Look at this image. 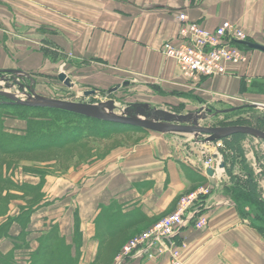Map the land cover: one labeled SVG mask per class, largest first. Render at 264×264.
I'll list each match as a JSON object with an SVG mask.
<instances>
[{
	"label": "crops",
	"instance_id": "obj_1",
	"mask_svg": "<svg viewBox=\"0 0 264 264\" xmlns=\"http://www.w3.org/2000/svg\"><path fill=\"white\" fill-rule=\"evenodd\" d=\"M4 1L0 0V16ZM107 2L112 6L100 15L110 17L104 27L100 22L91 24L86 32V49L105 58L112 71L131 78L146 90H157L158 96L177 106L180 112H174L178 114L210 109L223 115L246 108L264 114L261 107L264 106V52L253 49L247 63L229 65L226 74L204 77L192 84L181 75L175 60L161 52L165 41H177L179 12H185L190 20L209 29L224 20L232 21L253 42L264 45V0ZM111 18L114 21H109ZM4 125L9 131L20 132L26 121L5 117ZM141 136L123 149L112 150L106 157L71 166L59 174L28 175L23 165L29 164L23 162L10 169L15 182L40 187L41 200L33 207L25 227V241L31 249L37 247L39 236L56 225L59 236L72 245L74 255L77 221L81 233L77 264H95L101 231L107 226L115 227L110 221H102L103 214L118 215L119 223L124 224L122 227L140 230L135 232L137 235L176 210L182 195L203 185L196 175L190 176L191 170L204 173L201 160L212 157L216 163L223 158V151L218 149L223 148L222 139L210 148L196 144V155H186L183 147L165 134L147 132ZM205 149L210 157H204ZM213 169V178L222 175L218 167ZM205 177V186H209L213 178ZM23 205L25 200L12 197L8 212L0 217V222L8 216H17ZM204 212L207 224L203 228L188 225L177 238L182 264H264V230L242 217L229 195L219 188L211 189L204 197ZM21 231L22 226L13 221L8 235L0 237L1 253L13 248ZM14 253L19 259L26 255L23 249H16ZM118 255L110 264H170L167 255L122 260Z\"/></svg>",
	"mask_w": 264,
	"mask_h": 264
},
{
	"label": "rangeland",
	"instance_id": "obj_2",
	"mask_svg": "<svg viewBox=\"0 0 264 264\" xmlns=\"http://www.w3.org/2000/svg\"><path fill=\"white\" fill-rule=\"evenodd\" d=\"M4 3L3 15L0 16V70L7 68L13 71L0 72V90L17 93L21 98L34 91L46 98L100 103L104 105V108L107 109L108 106L114 112L132 113L141 117H145L148 112L152 116L155 110L180 112L177 106L164 100L162 95L158 96L160 93L157 90H146L131 78L117 74L107 66L108 61L99 53L86 49L88 42L86 32L91 24L100 22V25L103 24L104 27L110 17L100 15L112 6L107 0H5ZM90 13L95 15H90ZM109 21L114 20L111 18ZM60 72H64L69 77V86L59 79ZM89 90L94 92L86 95L85 92ZM0 99L8 100L3 97ZM109 100H112L113 104H108ZM135 103H142L143 109L148 112H138L137 107L134 106ZM14 110L9 109L10 112ZM197 111L201 113L196 116L198 124L206 127L224 126L221 124L239 119H243L248 123L247 125L251 126L259 125L258 121H260V127H262L264 123V114L258 113L254 108L236 110L223 115L213 113L210 109H197L189 113L196 114ZM46 115L59 127H64L62 125L65 124L70 127L79 126L84 131V137L80 139V143L68 144L63 149L53 147L6 156L8 158L19 157L18 162L29 164L23 165L28 175L42 172L59 174L71 166L92 163L98 158L106 157L114 149H123L125 145L134 143L142 137L143 133L156 132L135 126L134 128L144 129V131L129 130L127 128L133 126L91 120L92 118L86 117V119L77 115L52 112ZM155 118L159 119V115ZM159 133L177 141L186 155H196V144H205L206 148H210L215 147L216 141L221 140L207 141L206 134L196 131ZM55 141L53 143H56ZM240 142L241 155L238 156L233 155L230 150L226 151L224 145L222 149L218 148L220 152L226 151L222 153L223 158L220 160L224 167H218L222 175L212 179L210 189L219 188L229 195L227 189L233 185L234 178L241 180L246 178L245 171L242 169V165L245 164L244 166L252 172L258 184L259 196L264 202V139L256 135L245 134ZM214 151L217 150L214 149ZM225 153L228 157L235 156L236 162L233 166L229 161L224 163ZM204 157H210L207 149H205ZM240 158H242V163L238 161ZM201 161L204 167L203 160ZM192 174L191 172L190 176ZM202 176L204 179L200 181L203 185L199 187H206V177L203 174ZM10 179L14 181L11 175ZM26 184L33 186V184ZM214 184L217 185L214 186ZM20 187L13 188V191L17 192L16 197L25 200L28 206L31 205L34 197L40 196H36L35 192L32 193L26 187L25 190ZM242 204H244L241 209L242 215L255 225L264 227L262 212L248 203L243 202ZM124 220L123 218L122 221ZM120 225L117 228L110 226L111 231L108 232L105 229L101 231L103 248L95 264H110L117 257L118 251L122 250L123 246L139 230L135 227H122L124 224ZM30 264L36 263L30 262Z\"/></svg>",
	"mask_w": 264,
	"mask_h": 264
},
{
	"label": "trees",
	"instance_id": "obj_3",
	"mask_svg": "<svg viewBox=\"0 0 264 264\" xmlns=\"http://www.w3.org/2000/svg\"><path fill=\"white\" fill-rule=\"evenodd\" d=\"M247 41H252L247 35ZM239 47H243L242 45H238ZM251 48H246L248 54L252 51ZM14 110V112H10L9 109ZM16 111V112H15ZM48 112L52 113H63L69 115H77L81 118H86L84 116L74 114L61 109H53V108H36L32 106L26 105H15L6 103L5 100L0 99V217L7 214L9 209V203L12 197H15L16 193H11L13 188H17L19 186L23 187L31 191L35 192V195H41L39 191V185H27L26 183L14 182L10 179V174L8 173L9 169L14 168L19 162V157L17 158H8L7 155L14 156V154H18L25 151L30 150H39V149H50V148H62L68 144L80 143V139L84 136V131L79 126L70 127L62 125L64 127H59L52 122V119L47 116ZM16 117L26 121V126L20 132L9 131L6 129L4 125L5 117ZM87 119V118H86ZM90 119V118H88ZM93 120V119H91ZM95 120V119H94ZM259 128L264 130V123L262 127ZM262 123V122H261ZM238 124H248L244 122L243 119L230 121L227 123H222L221 125H238ZM112 125V124H110ZM115 125V124H113ZM122 125V124H120ZM129 127V125H127ZM131 127V126H130ZM129 130L139 131L144 129L127 128ZM245 136L243 133H234L225 138H222L226 151L230 150L233 155L238 156L241 155V139ZM56 140V141H55ZM55 141L56 143H53ZM223 150V152H226ZM225 153L224 163H229L231 166L234 165L236 160L235 156L228 157ZM5 155V156H4ZM242 158H240V163H242ZM242 165V169L245 171L246 178L245 179H236L234 178V183L227 189L230 198L234 202L237 207L239 213L242 217H244L241 213V209L244 203H248L251 206H255L262 212L264 219V202L261 200L259 196V188L258 184L255 181L252 172L249 169ZM193 174L197 176L199 180L204 179V177L197 171L191 170ZM45 172L40 173L41 176H44ZM20 187V188H21ZM38 188V189H37ZM34 197V196H33ZM205 197V196H204ZM203 197V198H204ZM41 200V196L34 197L31 200V205H25L21 207L20 213L14 217H7L5 220L0 222V237L8 235L9 226L13 221H17L22 226L21 233L17 236V243H13V248L6 253L0 252V264H30V262H34L36 264H77L79 255H80V239L81 233L78 228V223L75 221V230L73 236V242L75 246V254H71V244L65 243V241L59 236L57 226L51 225V228L48 232L42 234L38 238V245L35 249H31L30 246L25 241V227L29 221V217L31 212L33 211V207L37 205ZM28 203V202H27ZM103 218V220H102ZM101 218L102 221H110L117 228L119 223V216L113 213H105ZM251 225L257 227L254 223L251 222ZM121 226V225H120ZM260 227V226H259ZM258 227V228H259ZM264 230V227L259 228ZM105 230L111 231V228L107 226ZM111 233V232H110ZM103 248V240L99 244V251L97 254V260L99 258V253ZM23 249L26 253L25 258L20 260L16 257L14 250ZM118 251V250H117ZM51 253V254H50ZM51 256H50V255ZM96 260V261H97ZM95 261V262H96ZM94 262V263H95ZM93 264V263H92Z\"/></svg>",
	"mask_w": 264,
	"mask_h": 264
},
{
	"label": "built area",
	"instance_id": "obj_4",
	"mask_svg": "<svg viewBox=\"0 0 264 264\" xmlns=\"http://www.w3.org/2000/svg\"><path fill=\"white\" fill-rule=\"evenodd\" d=\"M177 17V41H165L161 52L175 60L181 75L191 84L204 77L226 74L229 65L247 63L248 47L239 43L247 41V33L234 22L224 20L209 29L190 20L184 12ZM261 107L264 109L263 105ZM219 163L218 160L215 163L212 157L204 160V172L208 168L218 167ZM210 191V186L200 187L182 196L176 210L157 219L150 227L130 239L118 255L119 259L167 255L170 264H182L177 238L188 225L203 228L207 224L203 197L210 194Z\"/></svg>",
	"mask_w": 264,
	"mask_h": 264
},
{
	"label": "water",
	"instance_id": "obj_5",
	"mask_svg": "<svg viewBox=\"0 0 264 264\" xmlns=\"http://www.w3.org/2000/svg\"><path fill=\"white\" fill-rule=\"evenodd\" d=\"M251 49H256L264 52V45L253 42L244 41L239 42ZM10 72V69H1L0 72ZM59 79L66 85H70L69 77L64 73L60 72L58 74ZM94 91H86L85 94H92ZM23 95V94H21ZM0 97L8 99L6 103L15 105H26L32 107H42V108H53L61 109L68 112H73L85 117H89L96 120H102L117 124L131 125L135 127L145 128L156 132L163 131H174V132H189L196 131L199 133L206 134L207 141H214L218 139L225 138L234 133H243L256 135L264 139V130H261L255 126L251 125H227V126H212L206 127L201 126L197 122V117L201 113H184L178 114L173 112H167L162 110H155L152 113L146 111L142 103H135L134 106L137 107V111L140 113H147L145 117L136 116L132 113L120 114L111 110L108 106L107 109L104 108L103 104L100 103H89V102H75L63 99L46 98L36 94L32 91V94L23 95L21 98L19 94L12 93L6 90H0ZM108 104H113L112 100H109ZM159 115V119L155 116ZM183 122V123H182ZM219 168H223V162L219 163ZM214 169L208 168L203 175L213 178ZM212 181V180H211Z\"/></svg>",
	"mask_w": 264,
	"mask_h": 264
}]
</instances>
